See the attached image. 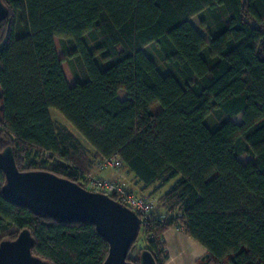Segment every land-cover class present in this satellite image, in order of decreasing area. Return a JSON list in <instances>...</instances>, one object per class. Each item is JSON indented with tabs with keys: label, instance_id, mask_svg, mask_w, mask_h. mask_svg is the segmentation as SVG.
<instances>
[{
	"label": "trees",
	"instance_id": "trees-1",
	"mask_svg": "<svg viewBox=\"0 0 264 264\" xmlns=\"http://www.w3.org/2000/svg\"><path fill=\"white\" fill-rule=\"evenodd\" d=\"M1 2L0 152L11 148L20 172H50L86 189L91 161L73 133L55 126L54 110L96 164L117 157L143 189L172 184L161 199L167 214L152 210L128 262L147 251L163 264L161 237L176 229L206 251L198 264H264V0ZM198 16L209 41L190 22ZM56 38L73 62L72 86ZM4 183L0 169V243L29 231L32 254L49 264L104 263L109 246L93 225L36 217L4 199ZM140 237L145 247L133 258Z\"/></svg>",
	"mask_w": 264,
	"mask_h": 264
},
{
	"label": "water",
	"instance_id": "water-1",
	"mask_svg": "<svg viewBox=\"0 0 264 264\" xmlns=\"http://www.w3.org/2000/svg\"><path fill=\"white\" fill-rule=\"evenodd\" d=\"M6 16L0 0V22ZM0 169L5 178L1 193L6 201L39 218L91 224L109 246L103 264H132L127 255L141 230V220L134 212L106 195L87 191L50 172H20L11 148L0 152ZM33 247L29 231H22L15 240L2 241L0 264H49L32 254ZM139 264L156 263L149 252L143 251Z\"/></svg>",
	"mask_w": 264,
	"mask_h": 264
},
{
	"label": "rangeland",
	"instance_id": "rangeland-1",
	"mask_svg": "<svg viewBox=\"0 0 264 264\" xmlns=\"http://www.w3.org/2000/svg\"><path fill=\"white\" fill-rule=\"evenodd\" d=\"M200 17H193L190 22L191 24L195 27V29L205 38L206 41H209V36H208V32L200 27ZM55 48H56V52L57 55L59 57V59L62 61V69H63V73L64 76L66 78L67 83L72 86L75 83V70H74V66H73V62L71 59L68 58L67 52L65 50V45H64V41L56 38L55 39ZM83 42L86 44L87 49L91 52L94 53L95 50L93 48V45L90 42L89 36L85 35L83 37ZM145 54L151 59L153 60V62L155 63L158 71L162 74L165 75L166 71L164 69V67L162 66V64L160 63V61L158 60V58L155 56L152 48L150 46L146 47L144 49ZM97 64L99 65L100 68H103V64L100 61L99 56H96L95 58ZM159 108V107H158ZM51 119L53 121V123L55 124V126L60 127V128H64L68 131H70L71 133H73L77 138L79 137L82 148L84 149L85 152H89L87 149V145L85 144L84 140L81 139V137L76 133V131L64 120V118L58 114L56 111L52 110L51 112ZM234 123L236 124H241V118L240 117H236L233 120ZM207 125L210 129H215L216 128V122L212 117H209L207 119ZM239 162L242 164L247 163L250 160V157L246 156V155H242L239 157ZM122 170V169H121ZM119 170V171H121ZM90 174H93L91 172H89ZM94 175V174H93ZM96 177V174L94 175ZM106 179H112V178H106ZM128 183V182H127ZM126 183V185H127ZM132 183V182H131ZM125 186V188L132 192L131 190H129L130 186ZM172 184H169L165 187H163L160 191L156 192V188L158 187V185H155L154 187L150 188V190L148 192H146L145 194H139V193H135L132 192L134 194L137 195H144L146 196L152 203V210L154 211V213H156V215H166L168 212L167 207H165L162 203H161V199L163 194H165L169 188L171 187ZM2 237V235H0V238ZM143 237H140L136 243L135 248L133 249L134 251L132 252L131 256L133 258L137 257L139 255L140 249H142L143 247H145V241H143Z\"/></svg>",
	"mask_w": 264,
	"mask_h": 264
},
{
	"label": "crops",
	"instance_id": "crops-1",
	"mask_svg": "<svg viewBox=\"0 0 264 264\" xmlns=\"http://www.w3.org/2000/svg\"><path fill=\"white\" fill-rule=\"evenodd\" d=\"M118 97L120 100H124L125 94L120 91ZM51 112L52 110H50V115ZM81 139L83 138L81 137ZM86 145L89 152H86L85 155L90 159L91 163L85 162L83 167L88 169L94 175L96 174L102 178L116 179L123 185H126L128 182L126 186H130L129 190L139 194H145L150 188H152L143 189L142 185L135 179L134 175L125 168L117 172L99 170L96 165L97 160H93L94 150L88 144ZM161 241L165 246V252L167 255L163 264H198V262L206 256V251L200 244L187 237L179 230L170 229L166 231L162 235Z\"/></svg>",
	"mask_w": 264,
	"mask_h": 264
},
{
	"label": "built area",
	"instance_id": "built-area-1",
	"mask_svg": "<svg viewBox=\"0 0 264 264\" xmlns=\"http://www.w3.org/2000/svg\"><path fill=\"white\" fill-rule=\"evenodd\" d=\"M48 156V154L44 155L45 158ZM96 165L101 171L117 172L122 169V163L117 157L100 160ZM83 181L87 191L106 195L138 215L141 226L155 219L152 216L151 201L144 195H137L128 191L116 179L96 177L89 173L84 176Z\"/></svg>",
	"mask_w": 264,
	"mask_h": 264
}]
</instances>
